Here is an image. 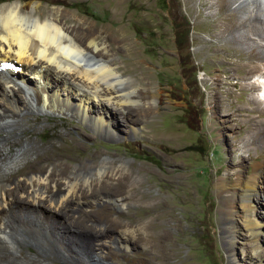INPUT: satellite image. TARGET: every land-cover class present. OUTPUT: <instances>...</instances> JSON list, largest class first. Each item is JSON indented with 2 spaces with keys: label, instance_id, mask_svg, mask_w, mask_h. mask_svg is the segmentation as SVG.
I'll return each instance as SVG.
<instances>
[{
  "label": "rangeland",
  "instance_id": "1",
  "mask_svg": "<svg viewBox=\"0 0 264 264\" xmlns=\"http://www.w3.org/2000/svg\"><path fill=\"white\" fill-rule=\"evenodd\" d=\"M16 1L38 4L45 15L59 8L69 15L71 27L76 25L71 17H77L100 29L121 28L129 36L127 46L133 54L126 49L111 52L118 67H128L132 74L129 64L133 62L160 90L156 103H150L154 113L140 125L136 136L123 124L131 119L127 113L116 119V137H104L71 115L35 112L25 113L12 128L1 129L0 136L9 144L4 154L0 149L3 162L15 158L28 143L23 165L36 163L35 168L43 165L37 164L40 158L54 150L67 158L58 164L78 174L95 166L92 155L97 153H101L100 162L129 163L121 171L133 172L131 187L118 186L120 175H90L93 191L98 189L96 192L103 195L93 196L96 203L107 206L106 210L102 204L84 208L97 214L96 218L93 212L88 214L81 226L96 231L100 223L107 226L108 235L98 242L101 246L96 252L104 259L96 257L90 264H260L247 227V213L239 201L247 187H240L238 176L244 177L242 185L248 184L250 176L257 177L260 202L254 196L258 206L254 212L262 219L264 140L248 142L257 140L259 129L255 126L264 125V110L254 103L261 85L249 89L245 82L254 74L252 70L259 72L264 65L256 67L242 43H231V35L224 33L228 22L220 11V0H0V7ZM15 89L16 102L26 101V91ZM141 89L146 103L152 93L146 86ZM73 143L81 149L71 154L68 147ZM145 164L154 175L141 174L139 169ZM49 171H53L52 166ZM5 177L13 180L16 174ZM103 180L111 186L100 190ZM136 181L138 195L150 192L157 202L132 200ZM82 185L80 190L92 194V189ZM222 185L235 187L237 199H233L231 212L223 197L226 194L219 192ZM111 195L113 200H109ZM119 197L124 201L116 204L114 199ZM117 218L122 227H110L109 220ZM260 245L264 246V236ZM22 253L26 256L37 251L26 247Z\"/></svg>",
  "mask_w": 264,
  "mask_h": 264
},
{
  "label": "bare ground",
  "instance_id": "2",
  "mask_svg": "<svg viewBox=\"0 0 264 264\" xmlns=\"http://www.w3.org/2000/svg\"><path fill=\"white\" fill-rule=\"evenodd\" d=\"M219 7L226 15L228 24L224 33L231 35V43L240 41L248 59L254 61L256 67L263 66L264 0H220ZM68 16L59 8L45 15L41 6L35 3L23 5L16 1L0 7V100L4 102V106L0 107V132L15 126L25 113L35 112L71 115L104 137H116V119L119 114L127 113L131 119L127 118L123 124L128 125L130 135H138L140 125L154 113L150 103H156L160 90L155 89L143 68L132 62L129 67L133 75L129 74L128 67L122 70L111 55V52L125 49L133 54L127 46L129 36L121 28L100 29L77 17H71L76 23L71 27ZM262 70H252L254 74L245 82L249 89L256 90L260 83V90L264 91V75L259 78L260 74H264ZM16 86L26 91V101L16 102ZM145 86L152 93L146 103L143 102L144 92L141 89ZM254 103L257 109L264 110L259 99L254 97ZM255 129H259L257 140L248 142H263L264 125L257 124ZM8 148L7 138L0 136L1 153L4 154ZM28 149L27 143L15 158L8 162V158L5 162L0 159V264H59L64 261L90 264L94 258L101 257L96 253L101 246L98 242L108 236L107 226L103 228L100 223L96 231L81 226L88 214L93 212V218L97 214L84 208L102 204L96 203L93 197L98 198L102 191H93L90 175L98 173L102 178L105 175L107 178L120 175L118 186L131 187L134 186V183L131 184L135 178L133 172H123L129 163L126 160L115 163L110 159L100 162L101 153H97L92 155L95 166L89 172L78 174L71 172L63 163L58 164L67 158L55 150L37 161V164H43L40 167L35 168L36 163L31 162L23 165ZM68 149L73 154L81 146L73 143ZM51 166L53 171L50 172ZM139 171L144 176L155 174L146 164ZM11 173L16 174L13 180L5 177ZM243 178L239 174L240 187H247L246 195L239 201L247 213V227L257 248L258 263L261 264L264 261V246L260 245L264 236V216L262 219L255 217L254 211L258 206L253 202L254 196L260 202V186L256 176H250L247 185L241 184ZM81 183L88 191L92 189V194L80 190ZM138 185L136 181L132 200L139 198L150 204L157 202L150 192L138 195ZM99 186L102 190L111 185L103 180ZM219 192L226 194L223 197L231 212L233 199L236 198L235 187L222 185ZM108 194L106 192L105 195ZM112 195L109 200H113ZM120 197L114 199L116 204L124 201ZM104 206L107 205L102 204ZM118 220H109L110 227L121 226ZM231 230L229 228L228 233ZM228 238L232 242V237ZM26 247H32L37 253L24 256L22 252ZM50 257L55 258L54 261Z\"/></svg>",
  "mask_w": 264,
  "mask_h": 264
},
{
  "label": "trees",
  "instance_id": "3",
  "mask_svg": "<svg viewBox=\"0 0 264 264\" xmlns=\"http://www.w3.org/2000/svg\"><path fill=\"white\" fill-rule=\"evenodd\" d=\"M1 2H3V1H1Z\"/></svg>",
  "mask_w": 264,
  "mask_h": 264
}]
</instances>
